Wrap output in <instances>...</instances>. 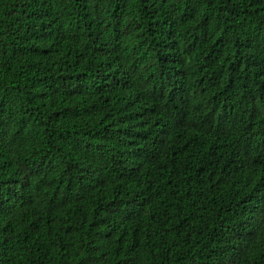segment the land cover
Masks as SVG:
<instances>
[{
  "label": "trees",
  "instance_id": "1",
  "mask_svg": "<svg viewBox=\"0 0 264 264\" xmlns=\"http://www.w3.org/2000/svg\"><path fill=\"white\" fill-rule=\"evenodd\" d=\"M0 264H264V0H0Z\"/></svg>",
  "mask_w": 264,
  "mask_h": 264
},
{
  "label": "bare ground",
  "instance_id": "2",
  "mask_svg": "<svg viewBox=\"0 0 264 264\" xmlns=\"http://www.w3.org/2000/svg\"><path fill=\"white\" fill-rule=\"evenodd\" d=\"M164 102V101H163ZM188 132V131H187Z\"/></svg>",
  "mask_w": 264,
  "mask_h": 264
}]
</instances>
